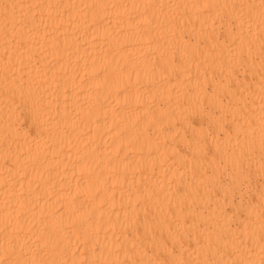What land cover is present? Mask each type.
Listing matches in <instances>:
<instances>
[{"label":"bare ground","instance_id":"obj_1","mask_svg":"<svg viewBox=\"0 0 264 264\" xmlns=\"http://www.w3.org/2000/svg\"><path fill=\"white\" fill-rule=\"evenodd\" d=\"M0 264H264V0H0Z\"/></svg>","mask_w":264,"mask_h":264}]
</instances>
